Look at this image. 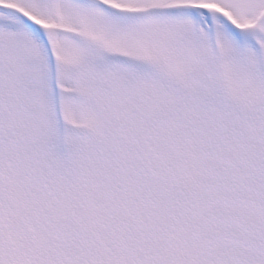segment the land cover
I'll list each match as a JSON object with an SVG mask.
<instances>
[{
  "label": "snow or ice",
  "instance_id": "snow-or-ice-1",
  "mask_svg": "<svg viewBox=\"0 0 264 264\" xmlns=\"http://www.w3.org/2000/svg\"><path fill=\"white\" fill-rule=\"evenodd\" d=\"M0 264H264V0H0Z\"/></svg>",
  "mask_w": 264,
  "mask_h": 264
}]
</instances>
